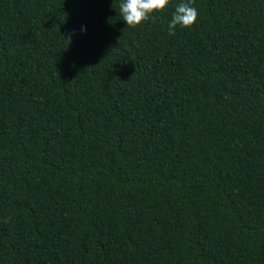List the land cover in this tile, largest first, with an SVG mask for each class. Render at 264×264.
Masks as SVG:
<instances>
[{
    "label": "trees",
    "instance_id": "16d2710c",
    "mask_svg": "<svg viewBox=\"0 0 264 264\" xmlns=\"http://www.w3.org/2000/svg\"><path fill=\"white\" fill-rule=\"evenodd\" d=\"M181 2L0 0V264H264V0Z\"/></svg>",
    "mask_w": 264,
    "mask_h": 264
},
{
    "label": "clouds",
    "instance_id": "9594fccd",
    "mask_svg": "<svg viewBox=\"0 0 264 264\" xmlns=\"http://www.w3.org/2000/svg\"><path fill=\"white\" fill-rule=\"evenodd\" d=\"M169 3V0H121L119 4L120 15L125 24L129 27H136L155 11H162ZM198 17V12L192 6V0L181 2L175 7L174 13L168 25L169 35L175 34L177 25L180 27H191ZM83 31V29H82ZM71 37L67 38L70 42Z\"/></svg>",
    "mask_w": 264,
    "mask_h": 264
}]
</instances>
